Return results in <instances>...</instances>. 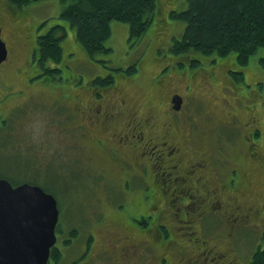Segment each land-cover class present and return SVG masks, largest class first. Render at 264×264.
Masks as SVG:
<instances>
[{"label": "rangeland", "instance_id": "374dc122", "mask_svg": "<svg viewBox=\"0 0 264 264\" xmlns=\"http://www.w3.org/2000/svg\"><path fill=\"white\" fill-rule=\"evenodd\" d=\"M156 3L153 22L139 41L131 44L129 24L113 20L112 33L106 41L110 52L90 56L76 39L75 28L60 18L61 0L32 1L18 7V10H10V14L0 0V27L9 50L7 59L0 64V177H6L14 184L34 182L56 197L60 209L57 231L62 239L74 238L61 246L64 255L56 264H72V259L80 254L81 244L84 245L92 232L97 239L91 264H133L131 260L140 256L149 259L151 264L156 263L155 254L147 249L149 245L144 242L149 232H140L129 227L127 222L129 218L139 221L138 214L134 212L145 207L148 210V201L140 205L139 200L134 199L141 194L143 186L132 180L124 184L120 161L112 160L108 164V151L98 150L92 139L98 132L96 126L89 123L91 112L88 106L97 103L94 99L96 91L103 89L109 101L116 102L124 96L134 106L157 104V114L165 115L170 111L172 88L184 91L185 85H190L191 93H186L184 109L194 114L197 125L181 126L184 133L207 130L204 145L212 154L211 161L220 156L228 159L225 164L220 161L213 164L216 177L229 176L233 168H239L236 177L241 184V201L245 205H264V47H260L244 66L235 61V54L205 57V63L211 62L206 66L207 70L216 65L214 74L198 70L201 66L180 69L179 62L177 66L167 67L172 57L181 60L180 56L173 54L170 46L175 38L182 37L186 25L180 19L171 18L170 11L183 10L188 4L187 0H156ZM55 23L67 28V35L62 40L63 59L59 63H50V66L62 68L63 79L41 74L42 68L33 55L38 35ZM159 64L164 68L160 76L165 77L174 71L178 74L168 78V84L161 87L157 83L154 88L152 75L156 68L159 69ZM132 65L137 67L132 74L121 70ZM183 69L188 76L199 74L189 79L180 73ZM109 74L115 77L114 87L106 89L93 83L95 78ZM226 87L229 89L225 90ZM76 95L80 97L78 100ZM230 103L235 107L244 105L256 112L252 114L260 120L263 132L257 148L261 159L247 158V143L241 138L244 128L233 129L226 124L229 116L226 104ZM239 117L243 119V113ZM214 119L218 125L215 132L210 131L215 127ZM106 166L109 169L101 171L100 168ZM158 172L165 174L161 168ZM133 189L137 191L132 193ZM131 194L134 195L130 197ZM224 195L227 197L228 191L225 190ZM134 202L136 206H133ZM162 206L158 221L166 222L167 215L175 208L170 212L165 202ZM173 216H176L174 212ZM173 216L169 224L173 223L174 242H157L155 249L158 255L166 256L172 264H185L188 259L196 258L194 253L199 251V244L179 228L183 222ZM116 217H124V220L117 224ZM223 217L208 232L203 231L202 224L193 222V235L199 240H209V245L215 250L228 252L229 258L235 259V264H247L260 239L264 212L259 213L256 219L246 220L240 229L232 230V234L227 228V224L232 223ZM153 219L154 216L145 219L143 225L146 229ZM102 222L110 228L104 231ZM73 230H76V236L72 235ZM124 232L137 237L138 246L130 247L133 249L130 253L122 248L119 238ZM125 243L129 244L126 239ZM119 252L124 253L123 257ZM204 255L202 253L194 264L224 262L219 258L216 262L209 261Z\"/></svg>", "mask_w": 264, "mask_h": 264}, {"label": "flooded vegetation", "instance_id": "af4514ba", "mask_svg": "<svg viewBox=\"0 0 264 264\" xmlns=\"http://www.w3.org/2000/svg\"><path fill=\"white\" fill-rule=\"evenodd\" d=\"M2 2L8 12L10 10H18V6L12 3V0H2ZM35 52L34 50V60H36ZM177 62L179 61L172 57L167 67H173V65L177 66ZM215 66H213L211 70H206V72L209 71L208 73L214 74ZM162 68L163 64L158 70L156 68V72L153 74L151 84L154 88L157 83L160 84L161 87L163 84L166 85L168 78H173L174 75L178 74L174 71L162 77L160 76V73L164 70V68ZM185 69L181 70L180 73L187 76L189 79L199 74L196 73L193 76H188ZM227 89L229 88L226 87L225 90ZM103 90L98 91L97 95L94 97L97 103L88 106L91 112L89 123L91 125L94 124L98 132L92 139L98 150L100 149L101 152L104 150L108 151L107 155L110 158L108 164L112 160L117 163L120 161L119 164L122 166L121 174L125 176L124 184L132 180L143 186L140 192L141 194H139L138 197L135 196L134 199L139 200L138 204L140 205H142L141 202L148 201L150 203L148 210L145 207L140 212H134L138 214L139 221L135 219L137 222H134L129 218L127 222L129 227H135L140 232H149V237L147 240H144V242L146 241L149 245L147 249L156 256V263L154 264H172L169 258L157 254L155 245L158 244L157 242L160 244L174 242L172 237L174 229L173 223L171 222V224H169V221L173 219V212L176 215L173 217H176L179 222H183L179 228H183L185 233L190 234L193 240L199 244L197 245V243H195L197 247H199V251L194 253L196 258L188 259L185 264H194L202 253H205L204 256L208 258L209 261L216 262V259L219 258L224 261L223 264H235V259L229 258L228 252L215 250L213 246L209 245V240H199L197 236L193 235L195 233L193 229L191 230V228H193V222L199 225L202 224V228H204L203 231L208 232L215 223H218L221 217L225 216V218L223 217L224 220L232 223L231 225L227 224L228 233L232 234L231 231L240 229L246 223V220L256 219L259 213L264 212V205L260 207L245 205L241 201L243 198V195L241 196L240 194L241 184L238 183L239 178L236 177L239 168H233L230 174H228L229 176L224 174L222 178L216 177V167H213V164H215L216 161L225 164L226 160L228 162V159L220 156L215 159L213 158L211 161L212 154L209 152L208 147L204 145L205 134L207 133L205 131L207 130L184 133V129L181 128V126L195 127V125H197V119L194 114L188 113L187 109H184V99L188 95L186 93H191L190 85H185L184 91H177L175 88H172L169 97L170 111L168 112L169 114L167 113L165 115L157 114V104L134 106L128 103V100H126L124 96L116 102L109 101V99L106 98L108 96H106ZM179 97H181V102L178 105L175 99ZM79 98V95L75 96L76 100ZM226 105L229 108V116L228 120H226V124L233 129L244 128L241 138L247 143L245 150L247 158L251 160L261 159L259 149L257 148L263 132L260 126V120L255 116L256 112L247 107H244V110L247 112L243 109V111H241L239 105H237V109L235 106L231 105V103ZM252 112H255V114H252ZM242 113L243 119H240L242 116L239 117V114ZM237 122L239 123L238 125ZM213 126L215 127L210 129V131L215 132L216 127L218 128L215 119L213 121ZM257 132L260 133L257 134ZM100 141H102V143H100ZM160 168L165 174L162 175L158 172ZM100 169L101 171H107L109 168L106 166ZM225 190L228 191L227 197L224 195ZM135 191L137 190L133 189L132 193ZM133 195L134 194H131L130 197ZM240 196L241 199H239ZM164 202L169 206L170 212L172 208H175V210L167 215L166 222H161L158 221V219L162 215V204ZM133 206H136L135 202ZM153 216L154 219L151 226L146 229L143 225L145 219ZM131 218L133 219V216ZM140 218H142V220H140ZM116 219L119 222H115L120 224V222L124 220V217H116ZM104 222H102V229L106 231L110 227L107 224H103ZM97 227H99V225ZM263 230L264 226H262V232ZM56 234L57 241L54 247L57 248L63 256L64 253L61 246L66 245L74 238L70 237V239L64 237V239H62V235L58 233L57 228ZM89 237L90 238L84 241V245L83 243L81 244V249L79 250L80 254L72 259V264H91L97 235L92 232ZM119 238L123 243L122 248H125V251H129V253L133 250L130 247L138 246L137 237L132 233H130V235L127 233L123 235L121 233ZM124 238L129 244L125 243ZM231 244H233V246L235 245L233 242H231ZM119 255L123 257L124 253L119 252ZM131 261L133 264H141L142 262L151 264L149 259L141 258V256ZM125 262H127V260ZM49 264H54L52 256H50Z\"/></svg>", "mask_w": 264, "mask_h": 264}, {"label": "trees", "instance_id": "16d2710c", "mask_svg": "<svg viewBox=\"0 0 264 264\" xmlns=\"http://www.w3.org/2000/svg\"><path fill=\"white\" fill-rule=\"evenodd\" d=\"M32 1L37 0H12V3L22 8ZM61 3L63 9L60 18L75 28L76 39L90 56L110 52L106 41L111 36L113 20L129 24V40L134 44L146 34L157 9L156 0H61ZM187 4V8L172 9L169 14L171 18L180 19L186 24L182 37L175 38L170 46L173 54L181 57L180 69L201 66L198 70L206 72V66L211 62L205 63V57L230 54H235V61L244 66L260 47H264V0H187ZM66 35L67 28L60 23H55L45 33L38 35L35 57L42 68L41 74L63 79L62 68L50 66V63L62 61V40ZM121 70L132 74L137 67L132 65ZM93 83L107 88L116 82L115 77L109 74L95 78ZM240 108L244 110V106ZM72 232L76 236V230ZM51 256L54 264L62 258L55 247L51 250ZM247 264H264L262 228L257 247Z\"/></svg>", "mask_w": 264, "mask_h": 264}, {"label": "water", "instance_id": "95a60500", "mask_svg": "<svg viewBox=\"0 0 264 264\" xmlns=\"http://www.w3.org/2000/svg\"><path fill=\"white\" fill-rule=\"evenodd\" d=\"M7 57L0 27V64ZM59 213L56 197L41 185L0 177V264H49Z\"/></svg>", "mask_w": 264, "mask_h": 264}]
</instances>
